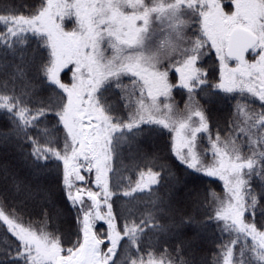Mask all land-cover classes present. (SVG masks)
<instances>
[{"label": "snow or ice", "instance_id": "6c2138e0", "mask_svg": "<svg viewBox=\"0 0 264 264\" xmlns=\"http://www.w3.org/2000/svg\"><path fill=\"white\" fill-rule=\"evenodd\" d=\"M0 264H264V0H0Z\"/></svg>", "mask_w": 264, "mask_h": 264}]
</instances>
